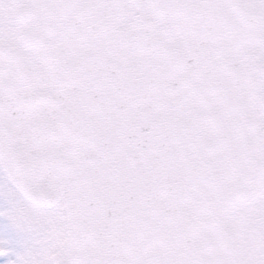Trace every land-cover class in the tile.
I'll return each instance as SVG.
<instances>
[{"label":"snow or ice","instance_id":"obj_1","mask_svg":"<svg viewBox=\"0 0 264 264\" xmlns=\"http://www.w3.org/2000/svg\"><path fill=\"white\" fill-rule=\"evenodd\" d=\"M3 264H264V0H0Z\"/></svg>","mask_w":264,"mask_h":264},{"label":"rangeland","instance_id":"obj_2","mask_svg":"<svg viewBox=\"0 0 264 264\" xmlns=\"http://www.w3.org/2000/svg\"><path fill=\"white\" fill-rule=\"evenodd\" d=\"M0 264H3V261L2 260H0Z\"/></svg>","mask_w":264,"mask_h":264}]
</instances>
